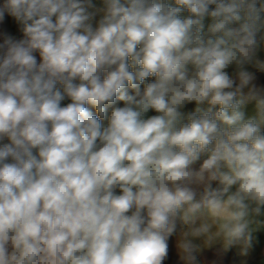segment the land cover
Wrapping results in <instances>:
<instances>
[{
    "label": "clouds",
    "instance_id": "9594fccd",
    "mask_svg": "<svg viewBox=\"0 0 264 264\" xmlns=\"http://www.w3.org/2000/svg\"><path fill=\"white\" fill-rule=\"evenodd\" d=\"M5 20L0 264H247L264 0H0Z\"/></svg>",
    "mask_w": 264,
    "mask_h": 264
},
{
    "label": "crops",
    "instance_id": "0c3cea01",
    "mask_svg": "<svg viewBox=\"0 0 264 264\" xmlns=\"http://www.w3.org/2000/svg\"><path fill=\"white\" fill-rule=\"evenodd\" d=\"M7 20V18H6ZM5 21H0V33L4 32L6 28L11 27ZM246 259L247 264H261L264 261V234H258L257 243L252 252ZM211 260H216L219 264H240L241 258L235 255V250L228 253L223 258L211 256Z\"/></svg>",
    "mask_w": 264,
    "mask_h": 264
}]
</instances>
